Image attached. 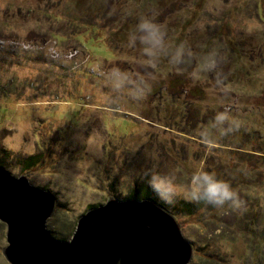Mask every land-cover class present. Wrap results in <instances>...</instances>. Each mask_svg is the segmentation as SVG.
Here are the masks:
<instances>
[{
    "label": "rangeland",
    "instance_id": "rangeland-1",
    "mask_svg": "<svg viewBox=\"0 0 264 264\" xmlns=\"http://www.w3.org/2000/svg\"><path fill=\"white\" fill-rule=\"evenodd\" d=\"M0 165L56 197L54 237L149 195L189 264H264V0H0ZM201 169L237 195L188 214ZM7 246L0 220V264Z\"/></svg>",
    "mask_w": 264,
    "mask_h": 264
},
{
    "label": "water",
    "instance_id": "water-1",
    "mask_svg": "<svg viewBox=\"0 0 264 264\" xmlns=\"http://www.w3.org/2000/svg\"><path fill=\"white\" fill-rule=\"evenodd\" d=\"M56 197L0 165V220L7 224L10 264H189L194 247L176 218L151 199L109 197L78 219L70 240L55 238L47 220Z\"/></svg>",
    "mask_w": 264,
    "mask_h": 264
},
{
    "label": "clouds",
    "instance_id": "clouds-1",
    "mask_svg": "<svg viewBox=\"0 0 264 264\" xmlns=\"http://www.w3.org/2000/svg\"><path fill=\"white\" fill-rule=\"evenodd\" d=\"M136 28L141 33L140 41L144 45V51L151 55L153 49L160 47L164 33L159 25L148 18H142ZM228 118L227 113H220L217 116L218 120ZM192 185L194 191L199 194L198 199L217 208L233 201L237 195L227 181L218 179L214 173L203 169L193 174Z\"/></svg>",
    "mask_w": 264,
    "mask_h": 264
},
{
    "label": "trees",
    "instance_id": "trees-1",
    "mask_svg": "<svg viewBox=\"0 0 264 264\" xmlns=\"http://www.w3.org/2000/svg\"><path fill=\"white\" fill-rule=\"evenodd\" d=\"M128 199V198H127ZM125 199V200H127ZM145 199H151L153 201H155L154 199H152L149 195H145L144 197H141V199L139 198L138 200H145ZM156 202V201H155ZM160 205V204H159ZM197 207L194 208V206H186L184 209H186L188 211V214L193 213L195 211H199L202 210V207L204 208L205 206H208L210 204H206L202 199H199V203L196 204ZM161 206V205H160ZM211 206V205H210ZM55 238L57 239H61L55 236ZM62 240V239H61Z\"/></svg>",
    "mask_w": 264,
    "mask_h": 264
}]
</instances>
